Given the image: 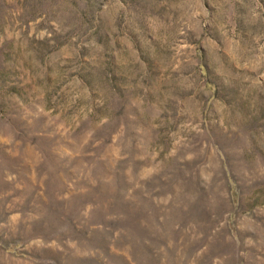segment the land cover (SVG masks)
Returning <instances> with one entry per match:
<instances>
[{"label": "rangeland", "instance_id": "374dc122", "mask_svg": "<svg viewBox=\"0 0 264 264\" xmlns=\"http://www.w3.org/2000/svg\"><path fill=\"white\" fill-rule=\"evenodd\" d=\"M0 264H264V0H0Z\"/></svg>", "mask_w": 264, "mask_h": 264}]
</instances>
